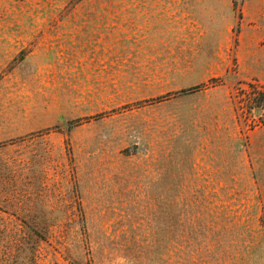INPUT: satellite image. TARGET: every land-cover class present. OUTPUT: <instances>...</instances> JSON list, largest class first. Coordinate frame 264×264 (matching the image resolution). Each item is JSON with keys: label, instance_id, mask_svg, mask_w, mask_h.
Returning <instances> with one entry per match:
<instances>
[{"label": "rangeland", "instance_id": "374dc122", "mask_svg": "<svg viewBox=\"0 0 264 264\" xmlns=\"http://www.w3.org/2000/svg\"><path fill=\"white\" fill-rule=\"evenodd\" d=\"M0 264H264V0H0Z\"/></svg>", "mask_w": 264, "mask_h": 264}]
</instances>
